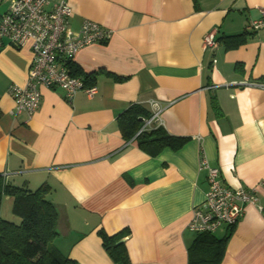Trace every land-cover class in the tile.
Returning a JSON list of instances; mask_svg holds the SVG:
<instances>
[{
    "label": "crops",
    "instance_id": "crops-1",
    "mask_svg": "<svg viewBox=\"0 0 264 264\" xmlns=\"http://www.w3.org/2000/svg\"><path fill=\"white\" fill-rule=\"evenodd\" d=\"M67 1L73 32L85 19L112 31L74 56L94 72L92 96L80 90L69 101L42 87L31 116L13 114L9 88L26 83L32 55L29 45L0 44V173L17 186H49L58 213L50 245L79 264H111L98 231L127 228L132 264H188L196 233L187 224L209 188L204 157L222 184L257 189L221 264H264V30L247 28L264 0ZM9 2L0 0V15ZM212 29L218 45L204 49ZM151 99L165 130L187 138L177 149L150 155L122 136L119 115L133 103L151 111Z\"/></svg>",
    "mask_w": 264,
    "mask_h": 264
},
{
    "label": "built area",
    "instance_id": "built-area-1",
    "mask_svg": "<svg viewBox=\"0 0 264 264\" xmlns=\"http://www.w3.org/2000/svg\"><path fill=\"white\" fill-rule=\"evenodd\" d=\"M72 13L67 0L54 3L49 0H10L8 8L0 15V44L16 48L29 45L32 55L26 83L9 88L14 100L13 114L31 116L39 107L42 87L63 89L69 101L80 90L89 96L96 91L95 85L86 86L83 78L72 75L65 61H73L84 46L107 42L112 31L96 21L85 19L79 30L73 32L68 25ZM247 28L264 30V8L258 18L248 22ZM215 33L216 30L212 29L204 35V49L217 47ZM259 86L264 88V83L260 82ZM148 104L151 114L144 120L141 130L162 125L159 117L162 106L153 99ZM200 167L207 170L209 188L203 201L192 208L187 224L189 230L213 232L223 226L236 225L246 206L257 202L256 187L231 188L222 184L219 168L211 166L204 157Z\"/></svg>",
    "mask_w": 264,
    "mask_h": 264
},
{
    "label": "trees",
    "instance_id": "trees-1",
    "mask_svg": "<svg viewBox=\"0 0 264 264\" xmlns=\"http://www.w3.org/2000/svg\"><path fill=\"white\" fill-rule=\"evenodd\" d=\"M240 37L241 34L227 38L230 43L237 42ZM65 65L72 75L83 78L85 84H94V72H85L69 59ZM150 114L142 104H130L118 117L122 136L126 140H136L137 145L150 155L158 154L167 146L177 149L186 141V137L168 133L163 125H152L141 130L144 120ZM49 191L46 184L35 189L14 185L0 173V264H79L50 245L57 235L55 226L58 213L55 205L47 198ZM6 197L12 202L11 217L1 213L2 202ZM234 227L225 226L220 235L215 233L216 230L196 233L188 247V264H221ZM98 233L111 264H132L125 243H117L129 233V229L124 228L112 235L103 229Z\"/></svg>",
    "mask_w": 264,
    "mask_h": 264
},
{
    "label": "rangeland",
    "instance_id": "rangeland-1",
    "mask_svg": "<svg viewBox=\"0 0 264 264\" xmlns=\"http://www.w3.org/2000/svg\"><path fill=\"white\" fill-rule=\"evenodd\" d=\"M5 203H8V202L5 201ZM5 203H4V204H5ZM8 205H9V203H8ZM6 208H8V207H7V205L5 204V206H3V215H4V216H5V211H4V210H5ZM9 212H10V211H9ZM8 215H9V216H7V217H11V216H12L11 213H9ZM10 215H11V216H10ZM13 219H14V217H13ZM216 233H217V235H220V232L217 231Z\"/></svg>",
    "mask_w": 264,
    "mask_h": 264
},
{
    "label": "water",
    "instance_id": "water-1",
    "mask_svg": "<svg viewBox=\"0 0 264 264\" xmlns=\"http://www.w3.org/2000/svg\"><path fill=\"white\" fill-rule=\"evenodd\" d=\"M123 242V239H120L117 243Z\"/></svg>",
    "mask_w": 264,
    "mask_h": 264
}]
</instances>
